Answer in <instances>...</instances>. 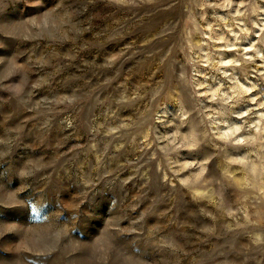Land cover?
<instances>
[{"label":"rangeland","instance_id":"obj_1","mask_svg":"<svg viewBox=\"0 0 264 264\" xmlns=\"http://www.w3.org/2000/svg\"><path fill=\"white\" fill-rule=\"evenodd\" d=\"M0 264H264V0H0Z\"/></svg>","mask_w":264,"mask_h":264}]
</instances>
